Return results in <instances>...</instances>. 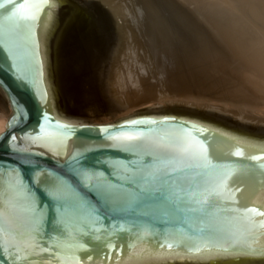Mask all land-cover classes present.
<instances>
[{
    "label": "water",
    "instance_id": "1",
    "mask_svg": "<svg viewBox=\"0 0 264 264\" xmlns=\"http://www.w3.org/2000/svg\"><path fill=\"white\" fill-rule=\"evenodd\" d=\"M90 18L0 0V264H264V129L181 107L85 125L65 66Z\"/></svg>",
    "mask_w": 264,
    "mask_h": 264
},
{
    "label": "bare ground",
    "instance_id": "2",
    "mask_svg": "<svg viewBox=\"0 0 264 264\" xmlns=\"http://www.w3.org/2000/svg\"><path fill=\"white\" fill-rule=\"evenodd\" d=\"M107 1L111 4V10L117 17L116 24L120 28V31L123 30H121L122 26L125 27V30L128 27L126 32L129 34L128 36H130V39L126 38L129 41H126V45L124 47L125 49L121 54L118 55L117 58L119 63L118 67H120V70L121 66H125L124 71L125 73H127L125 74V76L128 75L130 79L127 82L128 85H126L125 87H127L128 89L130 87V90L122 87L126 83L121 76L123 70L121 71L122 73L120 71L115 73L113 84L117 86V91L113 90L117 105L120 108L124 109L123 111L126 110L122 115H120V118L129 116L139 108L150 107L155 101L159 104L162 103L168 106L167 102L163 103L162 100L157 99V94L141 92L137 93L140 95H126V91L129 92L135 89L137 85H139L141 75L145 74L146 80V77H148V73H150L148 70V63L149 60H151L150 57L153 54H150L151 49L147 46L145 39H162L166 36L165 35L161 37V31L163 30L162 26L164 25L163 23L165 21L162 23L160 22L161 25L163 24L162 26H160L162 29L158 26L159 30H156L155 23H152L155 27H153L152 25V27L150 26V28L154 29L147 31V29L145 28V25H147L145 24V19L142 18L143 15L140 14L138 10L141 9L142 11H144L143 13L150 10L151 12H155L154 15L158 19L157 20L155 18L157 21H163L164 19L166 20L167 24L170 25L169 29L167 27V31H172V29L174 30V35H172L171 38L174 41L172 40V42L169 40L170 43H168L167 47H164H166V51L169 52L168 56L170 57V59H172L173 61L175 60V64L179 63L182 59L180 56L182 53L178 47V45L180 44L178 41V39H180L178 35L180 30H178L177 25L181 24L182 26H184L191 24L190 28L194 30V33L198 30L202 34L201 38L203 39H199V41L202 42L203 50L201 51V48L199 49L200 51H197V53L195 50L191 51L189 60L185 58V61H183L184 64H181L183 65L182 67H184L185 63L187 62L189 63L187 66L195 67L196 62L194 61H198L197 63L199 64L197 65H200L201 67V69L198 67L200 70L194 71L193 73H191V76L189 75V77L192 78L189 82L191 85L190 89H192L190 90V92L193 91L191 92L193 93V96H177L176 99H182L181 101L177 102H182V104L184 102V104L186 103L189 106H196L198 108H208L211 106V104H213L215 99L213 98V100L207 98L206 96H203L205 93L199 92V89L201 90V87L208 90L218 88L223 92L222 95L218 97V102L221 103V106L218 107L219 110L232 114L234 117L244 121L264 123V0ZM110 4L108 6H110ZM180 6L187 8L189 12L178 11ZM165 8L177 10L178 13L176 15H173L172 17L168 16L165 12ZM197 12L201 13L202 15H198ZM147 18L150 19L149 17ZM153 22H155V20ZM168 22H171V24H169ZM149 24H151V22ZM157 24L158 23H156V25ZM191 32L193 33V31ZM170 33L172 34V32ZM170 33L166 34L169 35ZM122 37H124V35H122L121 38ZM155 43H153V45L157 44ZM160 48L162 49V47ZM131 49L132 52L129 51ZM198 54L201 55L199 60H197V57L199 58ZM168 56L166 55V58L169 59ZM158 57L160 56L158 55ZM133 58L136 59H134V61H137L134 62L137 65L136 67H134L135 64L132 63ZM178 58H181L179 59V62L177 60ZM155 59L156 58L154 57V60ZM163 59L165 60L164 56L162 58V61ZM125 60H127V64H124ZM154 60L152 61V63L154 62ZM156 60H159V58ZM128 63L131 65L129 66ZM154 65L157 64L155 63ZM154 65L152 68L155 69ZM158 66L160 65L158 64ZM174 66L176 67L177 65ZM160 67L159 70H161ZM163 67L165 66L163 65ZM154 69H152L151 72L154 71ZM162 74L160 73L159 75L161 76L159 77H162ZM211 75L217 77L211 78ZM155 76L157 77V74ZM231 83H234L236 85H232ZM228 84H231L230 86L232 88H230ZM121 87L125 89V91ZM225 89L229 90L230 94H227L225 92ZM123 91L125 95L121 94L123 93ZM127 96L131 97L128 98ZM156 106L158 105L156 104L153 107ZM109 120L110 119L106 118L102 123H82H84L85 125H99L112 122ZM9 125L10 120L8 116L0 111V135L7 130Z\"/></svg>",
    "mask_w": 264,
    "mask_h": 264
},
{
    "label": "rangeland",
    "instance_id": "3",
    "mask_svg": "<svg viewBox=\"0 0 264 264\" xmlns=\"http://www.w3.org/2000/svg\"><path fill=\"white\" fill-rule=\"evenodd\" d=\"M81 1L89 9V12L91 14V18H90V23L88 25V28L83 33V35L80 37V39L78 40V42L76 43V45L74 46L72 51L70 52V54L67 58V61H66L65 77H66V83L68 86L69 94H70L71 100L73 102L74 108H75V110H76V112H77V114H78V116L82 122H88V123H97V122L99 123V122H101L102 123L103 120H105L106 118L110 119L109 121H114V120L120 118V115H122L126 111V110L123 111L124 109L120 108L119 106H117L113 102L115 99L113 90L117 91V88H116L117 86L113 85V84H114L115 73L118 71L121 72L122 70H123L124 75L121 72L122 73L121 76H122V79L125 80V82H126L125 84L122 83V84H124V86H122V87H125L126 85H128L127 82H128V80H130L128 75L125 76V74H127L124 71L125 66H121V70H120V67H118L119 63L117 60L118 55L121 54L123 52V50L125 49L124 47L126 45V41H129L127 39L130 36H128L129 34L126 32L128 27L125 30V27L122 26L121 30L123 29L122 30L123 32L120 31V28L116 24L117 17L115 16L114 12L111 10V4L107 0H81ZM109 4H110V6H108ZM138 10H139L140 14L143 15L142 18L145 19V22H146L145 24L148 25L151 22V24H149L148 26L144 24L146 26L145 28L147 29V31L154 29V28H150V26L152 27V25L154 23H155L156 27L154 25H153V27H155L156 30H159V27L164 24L165 26L164 25L162 26L163 30L165 29L164 32H163V30L162 31L160 30L162 32L161 37L165 36V35L167 37L165 36L162 39H153V40L152 39L151 40L145 39L147 46L151 49L150 54L151 55L153 54L152 56L150 55L151 60H149V63H148V65H149L148 70L150 73H148V77H146V80H145V74L141 75V78H140L141 80L138 79L139 85H137V87L135 89H133L129 92L126 91V95H131V96L132 95H140L137 93H141V92L142 93L157 94L158 95L157 99L162 100L163 103L167 102L168 106L166 104H162V103L159 104L158 102L155 101L154 103H152L153 105H151L150 107H153L157 104L158 106H156V107H181V108H189V109L195 108V110L205 111V112L214 113V114H218V115L227 117V118H229V119H231L237 123H240L242 125H245V126L264 129V123H255V122L244 121V120H241L239 118L234 117L232 114H229V113H226V112L219 110L218 107L221 106V103L218 102V99H219L218 97H220L223 92L221 90H219L218 88L208 90V89H204L203 87H201V90L199 89V92L205 93L203 96H206L207 98H210V99H213V98L215 99V100L213 99L214 100L213 104H211V106L208 108H205V109L200 108V107L198 108L196 106L195 107L189 106L186 103H185L186 104L185 105L184 102H183V104H182V102L181 103L177 102V101L182 100V99L179 100V98L176 99L177 96H180V95H183L186 97H192L193 96V93H191L193 91L190 92V90H192V89H190L191 85L189 82V81H191L192 78H190L189 75L191 76V73H193L194 71L200 70L201 67H200V65H197V64H199V63H197L198 61H194V62H196L195 67L187 66L189 64L187 62L185 63L186 66L184 65V67H182L183 65H181V64H184L183 61H185L184 60L185 58L189 60L191 51L195 50L197 53V51L199 49L202 48L201 51L203 50L202 42L199 41V39H203V38H201L202 34L200 33V31L197 30L198 32L196 31L195 32L196 35H195L194 30H192V28H190L191 24L184 25V26H182L181 24L177 25L178 30H180V32L178 34L179 38H180V39H178V41L180 44L178 45V47L182 53L180 55L182 59L178 58L177 60H178V62H179V59H181L182 61L180 60L179 63L175 64V60L173 61L172 59H170V57L168 56L169 52L166 51V47H167L168 43H170V41L173 40L171 38H172V35H174L173 34L174 30L172 29V31H170V30L167 31V27L169 29L170 25H168L166 20H164V19H163V21H161L160 19H159L160 21H157L158 19L154 15L155 12H151V10H150L148 12L143 13L144 11H142L141 9H138ZM178 11L189 12V10L187 8L181 7V6L178 9ZM178 11L172 10L169 8H165L166 14L168 16H171V17L173 15H176L178 13ZM149 12H150V14H149ZM197 14L202 15L199 12H197ZM147 17H149L150 19H148ZM153 18H154L155 22H153L154 21ZM149 20H152V21H149ZM160 22L161 23L164 22V23L161 25ZM156 23H158V24L156 25ZM169 24H171V22ZM129 26H130V24H129ZM157 27H158V29H157ZM171 28H173V27H171ZM124 30H125V32H124ZM191 31H193L194 34ZM170 32H172V34ZM166 33L167 34L170 33V34L167 35ZM121 34L124 35V37L121 38V36H122ZM162 34H164V35H162ZM197 35H199L200 37ZM165 38H168V39H165ZM139 40H141V39H139ZM152 42L153 43L156 42L157 44L155 43L156 45H153ZM154 46H155V48H154ZM164 46H166V47H164ZM160 47H162V49ZM129 51L132 52V49ZM157 54L160 57H158ZM166 55L169 57V59L166 58ZM163 56H164L165 60L163 59V61H162ZM154 57L156 59L159 58V60L155 59L156 60V62H155ZM196 57H197V55H196ZM200 57H201V55H199V58L197 57V60H199ZM134 59L135 58H133V60L131 59L133 61L132 62L133 64H135L134 62H137V61H134ZM153 60H154V62L152 63ZM160 61H161V63H160ZM126 62H127V60H125L124 64H127ZM155 63L157 65H154ZM150 64H152V65H150ZM158 64L161 67L158 66ZM162 64L165 67H163ZM128 65L130 66L131 64L128 63ZM153 65H154L155 69L152 68ZM174 65H177L176 66L177 69L179 68L178 71ZM196 65H197V67H196ZM136 66L137 65L135 64L134 67H136ZM122 67H123V69H122ZM159 67L161 68V70H159ZM115 69H119V70H115ZM152 69H154V71L151 72ZM162 70H163V72H162ZM155 72H157V73H155ZM160 73L161 74L164 73L165 75L162 74V77H159V76H161V75H159ZM156 74H157V77L155 76ZM210 77L216 78L217 76L211 75ZM126 79H127V81H126ZM142 79H144V80H142ZM187 80H188V82H187ZM140 82H142L143 85ZM237 82H238V80H237ZM231 84L233 85L234 83H231ZM230 85H229V87L232 88ZM234 85H236V84H234ZM125 88L127 90H130V87H129V89L127 87H125ZM123 90L125 91V89H123ZM124 91L121 94H124ZM225 92L227 94H230V91L227 89H225ZM231 92H233V91H231ZM131 96H127V97L130 98ZM112 99H113V101H112ZM139 109H142V108H139ZM139 109H137V110H139Z\"/></svg>",
    "mask_w": 264,
    "mask_h": 264
}]
</instances>
